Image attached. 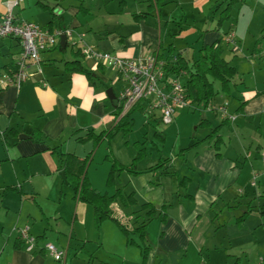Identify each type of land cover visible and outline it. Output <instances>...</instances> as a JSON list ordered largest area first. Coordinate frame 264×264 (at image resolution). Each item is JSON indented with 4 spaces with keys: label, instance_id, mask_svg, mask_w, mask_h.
<instances>
[{
    "label": "crops",
    "instance_id": "0c3cea01",
    "mask_svg": "<svg viewBox=\"0 0 264 264\" xmlns=\"http://www.w3.org/2000/svg\"><path fill=\"white\" fill-rule=\"evenodd\" d=\"M24 2L14 9L20 21L47 30L70 29L74 42L122 58L157 55L169 76L176 56L190 65L202 47L220 40L221 58L235 76L228 94L218 92L206 106L191 104L203 114L195 128L199 136L189 145L197 147L182 152L177 165L176 158L162 151L165 137L160 138L161 152H156L151 128L160 123V115L146 101L137 107L143 121L135 140L118 132L96 146L93 138L81 141L117 124L123 116L117 110L123 85L114 81V71L85 60L66 40L41 54V74L29 77L19 89L0 86V264H62L38 248L43 243L66 250L64 264H142L137 234L130 236L129 245L113 221L96 228L93 208L75 201L72 187L64 182L61 155L81 161L88 157L86 177L100 194L111 197L121 190L132 195L135 205L116 201L110 206L114 219L127 229L144 219L142 204L154 207L158 215L145 226L144 264H264V199L258 189L248 190L249 199L245 195L248 187H256V179L264 191V171L252 162L264 151V41L253 49L264 36V0H239L220 24L226 5L222 0H43L32 19L23 17ZM229 32L232 43L225 42ZM20 50L17 40H0V78L15 69ZM77 61L93 72V81L67 70L68 63ZM214 87L219 91V85ZM108 89L113 99L107 97ZM34 133L40 141H33ZM213 139H220L221 152L213 150ZM138 150L143 156L134 161ZM113 162L125 168L136 163L137 174L122 171L108 188ZM237 185H244L242 194L233 190ZM241 204H247L242 214H249L237 223ZM248 223L256 225L247 229L251 253L242 246L238 250L228 236L237 234L235 228L242 232ZM22 227L37 238L32 252L14 231Z\"/></svg>",
    "mask_w": 264,
    "mask_h": 264
},
{
    "label": "built area",
    "instance_id": "2783aa9c",
    "mask_svg": "<svg viewBox=\"0 0 264 264\" xmlns=\"http://www.w3.org/2000/svg\"><path fill=\"white\" fill-rule=\"evenodd\" d=\"M2 1L0 40L15 39L21 49L14 62L15 69L3 74L0 78L2 88L11 85L19 89L29 77L41 74V54L55 47L63 35L68 44L76 47L85 60L114 71V81L121 82L123 85L119 95L123 104L122 115L138 101L144 100L151 111L159 110V119L162 125H170L176 112L186 109L190 105L185 100V91L180 79L166 73V64L157 55L129 59L97 51L93 47L85 45L83 41L74 42L70 29L50 31L17 19L14 9L23 0ZM233 38V32H230L225 37V42L232 43ZM262 57L264 58V50ZM219 110L225 111L223 107H220ZM260 158L264 163V151L260 154ZM14 231L18 235V239L24 243L27 252H32L36 248L37 240L29 234L28 227L14 229ZM38 248L45 250L54 261L64 264L66 250L59 249L52 243H43Z\"/></svg>",
    "mask_w": 264,
    "mask_h": 264
},
{
    "label": "trees",
    "instance_id": "16d2710c",
    "mask_svg": "<svg viewBox=\"0 0 264 264\" xmlns=\"http://www.w3.org/2000/svg\"><path fill=\"white\" fill-rule=\"evenodd\" d=\"M238 1L239 0H222V2H225L226 5L225 8L220 12L218 20L219 24L228 19L232 6L238 3ZM229 33H227L224 38ZM263 41L264 36L256 40L253 45V49H257ZM263 50L264 47L261 50V53ZM221 53L222 49L220 46V40H217L211 45L202 47L198 51L197 59H195L190 65H188L187 62L180 57V55L176 56V63L171 66L169 72H171L174 77H181L183 79L181 81L185 91V100L190 104L203 103V105L206 106L218 94V92L224 94L229 93L230 82L235 76V70L221 58ZM66 68L69 70V72H76L84 75L85 78L90 82L95 79L93 72L81 65L78 61L68 63ZM182 72L185 73V76H182ZM215 83L219 84V91H216L214 87ZM143 103L144 100H140L135 105H133L119 119L117 124L111 130L101 132L98 135L89 133V136H87L85 139H82L81 141L93 138L94 145L96 146L103 139H112V137L118 132H129L132 126L129 115L133 110H137V106L142 105ZM122 109L123 104L119 105L117 108L119 113L122 112ZM226 120L227 119H225L224 122H226ZM222 125L223 124L221 123V125L213 129L208 135V138H212L214 135H216L217 130ZM32 139L33 141L38 142L40 141V136L34 133L32 135ZM219 145L220 139H216L213 145L214 149L217 150ZM142 153L143 150H138L134 161L141 159L143 156ZM61 156L64 161V182L72 187L75 201L90 205L93 208L94 225L96 228H98L100 223L103 221H113L117 224L123 235L126 237L127 244L129 245L133 244V240L130 239V236L137 234L143 246L141 247V254L142 264H144L146 254L148 252V248L145 247V226L149 219L155 218L158 215L154 207L150 204H142L140 206V211L145 212L144 219L139 223L134 222L135 227L132 230L127 229V226H123L119 221L114 219L110 210V206L116 201H119L125 207L128 205H135L132 195L125 196L121 190H117L111 197L105 194H100L98 191L91 188L86 177V167L89 161L88 157L81 161L72 155ZM122 171L137 174L133 165H131L130 168H125L113 162L106 179V187H113L118 174H120ZM248 214V212L243 213L239 218L236 219L237 223L242 222ZM162 221H164V218H162Z\"/></svg>",
    "mask_w": 264,
    "mask_h": 264
},
{
    "label": "rangeland",
    "instance_id": "374dc122",
    "mask_svg": "<svg viewBox=\"0 0 264 264\" xmlns=\"http://www.w3.org/2000/svg\"><path fill=\"white\" fill-rule=\"evenodd\" d=\"M24 1H25L24 5L26 6L27 11L24 13L23 17H29L30 19H32V17H31L32 12L35 11V9L37 7V2L43 3V0H24ZM36 15H37V13H36ZM33 20H35V19H33ZM215 84H216V86L219 85L218 83H215ZM201 108H202V106H200L199 109H201ZM137 110H138V108H137ZM137 110H135V111L133 110L129 115L130 117L133 115L132 117L134 119V122H133L134 127L132 124L130 131L124 132L128 136L130 135L127 138H129L131 141L135 140V137L137 136V134L140 133V124L143 121L142 115ZM158 113H159V110H156V114H158ZM176 114H177L176 118L174 119L173 123H171L170 125H162L160 123H157L156 126H155V124L152 125L151 129L154 130V132L156 133V136L153 135V140L155 141V143H157V145H158L157 148L159 150V151H156L154 149V151H156L157 153L161 152V150H162L161 146H164V143H162L160 138L165 137L166 142H165V146L163 147L162 151H164L166 154L170 153L172 157L176 158V165H177V164H179V160H181V153L182 152H187L190 149H194L195 147H197L196 145L189 147V145L194 140V138H193L194 135L199 136V134H198L199 132L196 133L195 128H196V124H198L200 116L202 117L203 114L197 108L195 109V105H191V104L188 106V108L183 109L181 111H177ZM195 119H196V121L193 122ZM131 123H132V120H131ZM153 126H155V129L153 128ZM164 131L166 132L165 134H164ZM226 138H227V136L225 134V140H226ZM210 141H211V146H212L215 139L210 140ZM227 141L225 143H227ZM229 145L230 144H226V146L224 147V151L227 150V146H229ZM152 146H153V148H155L154 145H152ZM182 149H184V150H182ZM213 150L216 151L214 148H213ZM217 152H221L220 149L217 150ZM241 159L244 160L242 157H241ZM252 162L255 163L256 169L264 171V163L262 162L260 156L256 159L252 160ZM135 164L136 163L133 164L134 168H136V166H137ZM247 178H248V176H247ZM247 178L243 179L242 181L243 182L245 181L244 183H247ZM254 183H255L256 187L255 186H253L255 188L248 187V189L246 191L245 195L248 196L247 199H249V197H250L249 192H248V190H250V189L251 190L258 189V191H260L259 193L261 194V198L264 199V191L261 192V190H260L259 180H257V179L254 180ZM247 186H248V184H247ZM238 187H239V185L234 187L233 190L236 191L238 189L237 194H242V192L240 190L245 189L244 185H243V188H242V186H241V188L240 187L238 188ZM167 198H169V200H170L171 199L170 195H168ZM173 199H175V198L173 197ZM235 206H237V204H235ZM238 208H239V210L237 209V213H236L237 216H239L240 214H242V212L247 210V204L246 205L241 204ZM258 216L260 217V215H258ZM258 216H256L257 219H258ZM225 222H226L225 224H227V220ZM235 227H234V225H232L231 229H233ZM253 227L255 228L256 225L248 223V227L245 230H243L242 232H240L238 228H235L238 231L237 234L232 233L233 237L231 235H228L231 240H233V239L235 240V242H236L235 244H236L237 249L242 246L241 247L242 250H247L246 253H251L253 251V248L248 246L249 245L248 244L249 243V232L247 231L248 228H253ZM228 230H229V228H228ZM245 244L247 245L246 247H245Z\"/></svg>",
    "mask_w": 264,
    "mask_h": 264
},
{
    "label": "water",
    "instance_id": "95a60500",
    "mask_svg": "<svg viewBox=\"0 0 264 264\" xmlns=\"http://www.w3.org/2000/svg\"><path fill=\"white\" fill-rule=\"evenodd\" d=\"M65 39H66L65 36L62 35L59 38V45L63 46L65 44ZM106 94H107V97L109 99H113L114 98L113 95H111V91L109 89L107 90Z\"/></svg>",
    "mask_w": 264,
    "mask_h": 264
}]
</instances>
